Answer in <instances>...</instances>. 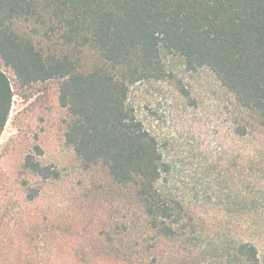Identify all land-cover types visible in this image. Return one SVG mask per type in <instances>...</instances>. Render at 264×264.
Instances as JSON below:
<instances>
[{"label": "trees", "instance_id": "trees-1", "mask_svg": "<svg viewBox=\"0 0 264 264\" xmlns=\"http://www.w3.org/2000/svg\"><path fill=\"white\" fill-rule=\"evenodd\" d=\"M166 57L210 71L232 97L243 147L224 167L222 210L242 232L172 194L159 143L128 104L132 86L167 76ZM6 71L21 89L58 83L66 144L118 197L88 247L62 250L55 234L49 260L33 252L23 264H264V0H0V135L14 96ZM20 171L23 204L37 197L30 181L58 178L32 155Z\"/></svg>", "mask_w": 264, "mask_h": 264}, {"label": "rangeland", "instance_id": "rangeland-1", "mask_svg": "<svg viewBox=\"0 0 264 264\" xmlns=\"http://www.w3.org/2000/svg\"><path fill=\"white\" fill-rule=\"evenodd\" d=\"M163 64L164 79L138 83L128 95L169 167L163 181L197 216L242 232L238 220L222 210L233 186L224 167L243 147L233 133L232 97L208 70L189 72L179 58L166 57ZM6 75L14 96L0 135V264H23L33 252L49 260L55 234L62 250L88 247L96 225L117 216L115 186L103 168L85 170L66 144L68 118L58 103V83L21 89ZM26 155L58 173L56 180L30 181L38 193L29 204L22 203L18 188ZM7 215L17 226H4Z\"/></svg>", "mask_w": 264, "mask_h": 264}]
</instances>
